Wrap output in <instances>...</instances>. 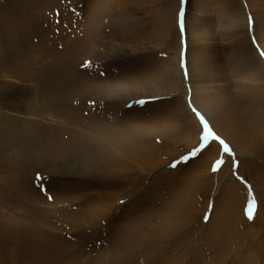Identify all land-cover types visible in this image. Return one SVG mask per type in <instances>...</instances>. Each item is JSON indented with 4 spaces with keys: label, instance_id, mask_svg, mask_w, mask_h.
Masks as SVG:
<instances>
[{
    "label": "rangeland",
    "instance_id": "obj_1",
    "mask_svg": "<svg viewBox=\"0 0 264 264\" xmlns=\"http://www.w3.org/2000/svg\"><path fill=\"white\" fill-rule=\"evenodd\" d=\"M262 52L264 0H185L183 6L181 0H0V264H145L143 256L149 250V254L161 252L162 260L168 252L180 254L184 264H243L242 257L245 263L260 264L264 195L262 188L260 192L255 188L253 176L241 171L243 154L252 145L249 125L254 123L264 132ZM182 54L185 69L180 66ZM170 55L179 56L177 89L143 81L148 89L162 91H148L146 96L155 97L138 99L149 101L143 105L112 99L106 94L108 87L95 84L108 77L119 85L147 78L151 71H161ZM98 92L102 95L96 96ZM181 102L186 109L178 105ZM193 108L234 155L224 154L214 142L195 159L173 168L200 144L203 128ZM132 110L133 114L127 113ZM184 110L195 116L200 131L182 130L176 137L193 135L194 144L174 145V156L152 171L149 182L145 178L144 185L126 191L107 213L88 218V226L78 232L74 226L84 222L92 204L114 191L118 198L113 187L122 189L118 183L109 185V179L104 182L97 176L99 170L89 165L97 178L90 176L83 169L86 157L70 155L86 136L93 135L89 131L98 130L102 119L121 116L118 126L132 118L148 129L160 126L175 132ZM39 137L45 138V145ZM28 139L34 145H24ZM167 150L161 151L164 156ZM221 158L223 165L213 172ZM234 161L238 168L233 167ZM204 166L209 171L198 172L203 173L197 183L201 191L184 201L197 203L194 217L188 224H179L171 209L183 184L167 178L178 170L183 179L192 167L198 171ZM263 166L258 164L255 170L260 183ZM222 168L224 175L218 179ZM37 174L43 179L37 180ZM231 177L244 197L239 203V198L232 201L228 210L237 205L243 239L229 242L231 251L225 259L216 241L223 232L232 231L225 191ZM250 200L256 203L251 220L246 214ZM36 231L54 239L58 250L46 254L47 249L36 246ZM192 249L196 252L186 253ZM52 254L55 262L48 258Z\"/></svg>",
    "mask_w": 264,
    "mask_h": 264
},
{
    "label": "bare ground",
    "instance_id": "obj_2",
    "mask_svg": "<svg viewBox=\"0 0 264 264\" xmlns=\"http://www.w3.org/2000/svg\"><path fill=\"white\" fill-rule=\"evenodd\" d=\"M162 28H163V25H162ZM167 30H168V28H167ZM167 30H166V32H167ZM167 60L169 62L168 64L166 63ZM167 60L164 61L165 65L162 66L161 71H159V70L151 71V73H148L147 78H145L143 76L137 77L134 82L119 85V84H116L115 79H113V82H114L113 83L111 78L108 77V78H106L107 79L106 81H103V80L97 81V82H95V84H100L101 86L108 87L109 90L106 91V94L111 96L112 99L113 98H120V99H126L128 101H134V100H138L140 98H153L155 96H151V95L146 96L148 91L157 92V91H161V89H155V90L148 89L143 84V81L147 82L146 80H148L147 83H149L151 85L152 84H158L159 86L161 85L162 87H165L164 88L165 90L171 89V88L177 89V87L175 86V83L179 79L178 77L180 75V72H179V62H180L179 56L170 55V56H168ZM119 66L120 65H117V67H119ZM158 73L160 74V78H159ZM108 75L111 76L112 73L110 72V73H108ZM258 75H259V73H258ZM180 81L181 80H179V82ZM86 82H89V80H85V83ZM106 83H107V86H105ZM172 85H174V86H172ZM116 91H118V92H116ZM99 93L100 92H98L96 94V96H98ZM100 95H102V94L100 93ZM183 103L184 102H181L180 104L178 103V105L180 107H183L184 109H186L185 106H183ZM54 105H56V104H54ZM181 110H183V109H181ZM133 112H134V110L127 112V113L133 114ZM120 117L121 116L115 117L112 120H106V119L100 120L99 125H98V130H93V132L90 130L89 132L93 133V135L86 136V138L84 139V142L81 141L80 147H79V145H77L78 149L76 151H72V153L70 154V155L74 154L73 156H77L78 158H83V157L87 158L86 164L83 163L84 164L83 169L89 170L90 176L92 175L94 178H97V176L102 177L104 182H105V179H109L110 181L107 182L109 185L118 183V184H121V187L123 189L122 190L120 187H113L116 190H118V194H117L118 198H116V195L114 193L116 191H114L112 193L109 191L110 195L101 196L96 203L92 204L93 206L91 205V209L88 207L90 209V210H88V214H89L88 217L83 220L84 222L82 224L78 223L76 226H74V228L76 230H78V232L82 231L83 228H86V226H88V224H89V223H87L88 218H94V217H97V216L102 215L104 213H107L108 210L113 207L111 205H115L116 201H118L117 199H119L120 196L124 195L126 191L129 192V191H131L132 188L144 185V183L146 181L145 178L149 182L152 171L157 170V167L165 164L167 161H169L174 156V153H175V150H173L174 145H176L178 143H182L186 148L191 147L195 142V137H193V135H191L190 138L188 137L186 139H184L183 137H182V139H181V137H176V135L180 136L179 133L182 130H189V131L191 130L194 133H197L200 131L199 128L196 126L197 122L195 120V116L192 113L188 115L187 110H184V112L181 114V116L179 117L180 120L178 118L179 122H176L177 126L176 125L175 126H176V130L178 129V127H180V128L178 129L179 131H175V132H173L171 130L169 131L166 128L162 129V127L160 128V126L158 127V130L148 129V128L144 127L142 123L134 122L132 118L128 122H126V124H124L123 126H118V123L122 122V121H120ZM195 122H196V124H195ZM164 124H165V122H164ZM166 126H169V125H166ZM188 127H189V129H186ZM249 127H250L251 135H252V143H251L252 145L250 147H248L246 149V152L243 154L244 159L242 162L243 167H242L241 174H243V175L245 174V176L251 174L253 176L252 180L254 182L255 188L258 189L259 192L261 191L260 188H262V193L264 195V178H263V183L262 182L260 183V180L257 179V176L255 174L256 166L258 164L264 165V157L260 158V155H259L262 153L264 156V132H263V129H261L258 125L254 124V123H251L249 125ZM174 129H175V127H174ZM78 130H77V132H78ZM191 131H190V133H191ZM254 131H260L261 135H253ZM7 138H9V137H7ZM24 138H22V139H24ZM39 140L40 141L43 140L44 145H45V138L39 137ZM8 141H11V140L9 139ZM22 143H21V145H22ZM28 143H30L31 145H34L35 141L33 139H28L25 141L24 145L28 144ZM73 143H74V141H73ZM8 144H10V143H8ZM256 146L258 147V149L255 148ZM9 147H11V146H9ZM29 148H30V146L28 145L27 149H29ZM163 148L168 149L167 150L168 156H164V154H162L161 151H163ZM257 150H258V152L259 151H261V152L258 153ZM245 155H246V157H245ZM165 158H168V160H165ZM258 159H260V160H258ZM66 161H64V162H66ZM64 162H62V163H64ZM78 162H79V160H78ZM80 163H81V161H80ZM59 164H61V163L54 164L52 166V168L59 165ZM225 164H226V160H225ZM89 165L92 166L95 170L96 169L99 170V173L97 176H96V174L91 173L94 171V169L91 168ZM58 169L59 168H57V170ZM203 169H206L207 171H209L208 170L209 168L205 167V166L198 171L194 170V168L192 167V169H189V173L187 175H185L183 179L180 177L182 173L177 172L178 170L174 171L176 173H173V177L167 178L169 182H170V180H172V181L180 180L181 183L183 184L182 188H181L182 189L181 194L178 196V199L176 200L175 205H173V208L171 209V210H173L172 216L180 219V220H178L179 224H188L194 217L193 211L196 210L197 203L194 202L191 205H185L184 201L188 197H190L194 194H197L199 191H201V189H200L201 187H199V185H197V183H199L198 182V178L200 177L199 175H201L200 178L203 177V173L201 174L198 172L202 171ZM55 175H58V174H56V173L53 174V176H55ZM222 175H224L223 168L221 169L220 173L216 177H218V179H220V178H222ZM18 179H21V178H18ZM52 179L56 180L57 178L53 177ZM84 179L85 178H83L82 180H84ZM248 179H250V178L248 177ZM227 181L228 182L226 184V190L225 191H227L226 201L230 202V203H227V210H228V207L232 203V201L239 198L237 200L238 201L237 203H239L241 200H243L244 196H243V193L240 191L239 186L236 184V182H234L233 177H231ZM148 182H147V184H148ZM22 185H20V186H22ZM22 187H24V186H22ZM146 187H147V185H146ZM24 190H26V189H24ZM225 191H223V192H225ZM27 192H29L28 189H27ZM125 196H126V194H125ZM240 209H241V211L243 210L242 207ZM238 210L239 209L237 208V205L234 203V205L226 212V215H228L227 216V220H228V224H229L228 226H230L232 228V231L228 230V231H225V233L223 232L222 234H220L221 235L220 238L217 239V241H216V246L223 249V251H224L223 256L225 257V259L227 258V252L229 250L231 251V248H230L231 245L229 244V242L233 241L235 238L236 239L240 238V241H241V238L243 239V237L240 235V233H241L240 232V225L243 224V221H242L241 215H240ZM131 212H133V211H131ZM125 215H127V214H125ZM136 217H138V216H136ZM131 218H132V216H131ZM85 220H86V222H85ZM131 223H132V221H131ZM118 227H120V226H118ZM138 227H140V226H138ZM138 227H137V229H138ZM150 228H152V227H150ZM65 229H63V230H65ZM138 231H136V232H138ZM131 232H133V231H131ZM227 234H228V236L226 237ZM235 234H237V235H235ZM127 235H128V233H127ZM132 235L133 234H131V236ZM47 236H49V235L44 234L43 232L40 233L39 231H36L35 235H34V237H35L34 244L38 247H41L42 249H47L45 251L46 254L50 253V251H52V250H54V251L56 249L58 250V248H59L58 246H57L58 248L55 247L56 241H54V239L50 240ZM129 238H131V237H129ZM172 239H174V238H172ZM140 242L141 241H139L138 243H140ZM209 243H210L211 248H213V239L209 240ZM67 245H69V244H67ZM134 246H136V243H135V245H133V247ZM165 250L169 251L170 248L166 247ZM186 251H187V249H186ZM149 252H150V250H149ZM149 252L147 254H144V256H143V257H145V258H143L145 264H147L148 262H150V264H159V262H161L160 264H182L183 263L182 262L183 256L180 254L177 256H174L176 254H172L174 257L168 258V257L172 256V255H169L170 252H168V253L164 254V257H166V258L164 260H162V258H161L162 253L161 252L159 253L158 250L152 251L151 254H149ZM189 252H191L193 254L194 252H196V249H192L191 251L189 250L186 253H189ZM134 256H135V253H134ZM246 256H249V254H247ZM48 258L52 262L56 261V258L54 257L53 254H52V257H48ZM173 259H174V261H172ZM237 259H239V257ZM242 259L243 260H241V261L244 264L246 260L244 259V257H242ZM254 260H258V259L255 257ZM248 261H250V260H248ZM259 261H260V264H264V255L263 254L261 256H259ZM248 263H245V264H248ZM249 264H253V263H249Z\"/></svg>",
    "mask_w": 264,
    "mask_h": 264
},
{
    "label": "snow or ice",
    "instance_id": "obj_3",
    "mask_svg": "<svg viewBox=\"0 0 264 264\" xmlns=\"http://www.w3.org/2000/svg\"><path fill=\"white\" fill-rule=\"evenodd\" d=\"M185 0H181V6H183ZM183 12L181 11L180 15H179V27H180V31L181 33H183L184 31V25H183ZM163 55V54H162ZM262 56H264V52L261 53ZM181 68L185 69L186 65L184 62V57L183 54L181 55ZM185 76H186V72H185ZM149 101L146 100H137L134 101V104L137 105H143L144 103H147ZM129 107L132 106L131 104L128 105ZM191 106V105H190ZM193 112L196 113L197 118L199 119V121L202 124V135L200 137V144L198 147H196L195 149H193L188 155L183 156L180 160H178L176 163L172 164L171 167L175 168L178 167L180 164H186L188 163L190 160L195 159L197 156H199L202 152H204L205 150L209 149L212 145V143H218L221 146V150L224 154L226 155H234V153H232V150L230 148V146L221 138L219 137L209 126L207 120L204 119V117L198 112L196 111L195 108L192 109ZM224 160L223 158L218 159L215 164L212 167V171L216 172L220 169V167L223 165ZM233 167L234 168H238V162H233ZM37 180H42L43 177H41L39 174H37L36 177ZM38 187H40L42 190H44L46 192V189L43 188V185L40 184L38 185ZM48 199L51 200L52 197L49 195ZM256 207V203L254 200H250L248 205H247V217L249 220L253 219V211ZM207 218V217H206Z\"/></svg>",
    "mask_w": 264,
    "mask_h": 264
}]
</instances>
